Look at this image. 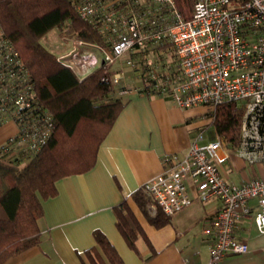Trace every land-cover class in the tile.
<instances>
[{"label":"built area","instance_id":"obj_1","mask_svg":"<svg viewBox=\"0 0 264 264\" xmlns=\"http://www.w3.org/2000/svg\"><path fill=\"white\" fill-rule=\"evenodd\" d=\"M69 1L97 30L101 42L70 35L65 23L60 38L71 47L57 56L61 64L83 78L101 65L123 64L125 54L134 67L133 53L148 57L170 44L175 53L171 66L159 62L139 74L133 70L141 83L133 88L124 84L123 92L162 95L180 107L206 110L209 124L194 135L186 153L165 154L162 173L142 185L152 199L149 212L156 215L160 207L174 216L195 198L218 200L202 222L201 232L212 242L208 264L249 251L241 230L244 222L253 221L264 233V171L232 183L222 166L229 168L227 160L234 154L251 164H264V0H195L188 18L176 0ZM127 76L121 67L111 80L123 83ZM228 102L243 107L236 147L213 123L216 107ZM7 122L16 125L15 134L0 145L9 159L38 154L55 128L53 112L42 103L29 68L0 23V127ZM213 134L216 139L209 137Z\"/></svg>","mask_w":264,"mask_h":264},{"label":"trees","instance_id":"obj_2","mask_svg":"<svg viewBox=\"0 0 264 264\" xmlns=\"http://www.w3.org/2000/svg\"><path fill=\"white\" fill-rule=\"evenodd\" d=\"M195 0H176L180 13L188 18ZM0 23L12 38L29 68L42 103L55 118L52 136L41 151L20 165L21 158L9 159L0 148V264L12 256L37 246L41 242L39 219L44 214L43 200L57 195V181L65 176L89 171L95 166L99 147L128 103L123 83H113L118 70L101 65L80 78L70 67L61 64L41 38L54 28L68 23L67 32L85 40L101 42L97 30L80 18L69 0H0ZM169 52L165 44L151 54L164 60ZM142 71L154 68L146 53H133ZM107 76V80L103 77ZM156 95V94H154ZM151 96V95H148ZM243 107L236 102L219 104L214 126L229 144H240V124ZM132 198L148 221L160 228L172 221L160 207L156 215L149 212L152 202L142 186L132 192ZM116 225L129 247L137 251V240L144 237L153 248L143 226L123 199L116 204ZM95 244L79 256L83 264H126L107 235L96 229Z\"/></svg>","mask_w":264,"mask_h":264},{"label":"crops","instance_id":"obj_3","mask_svg":"<svg viewBox=\"0 0 264 264\" xmlns=\"http://www.w3.org/2000/svg\"><path fill=\"white\" fill-rule=\"evenodd\" d=\"M126 97L128 103L101 143L95 166L59 179L57 195L43 200L40 244L2 264H83L79 252L95 244L96 229L107 235L126 264H208L212 242L202 234V222L206 213L217 208L218 200L195 198L170 223L157 228L131 195L162 173L165 154L186 153L194 135L209 124L206 110L202 106L183 108L157 94L129 92ZM15 132L13 122L0 127V145ZM227 162L230 167L222 166V173L232 183L263 175V163L251 164L235 154ZM190 192L195 194L191 187ZM123 199L156 250L152 257L144 237L137 240L136 251L118 230L113 207ZM241 235L249 251L229 254L221 264H264V233L253 221H246Z\"/></svg>","mask_w":264,"mask_h":264},{"label":"rangeland","instance_id":"obj_4","mask_svg":"<svg viewBox=\"0 0 264 264\" xmlns=\"http://www.w3.org/2000/svg\"><path fill=\"white\" fill-rule=\"evenodd\" d=\"M42 43L54 54H56V56L67 52L70 47L71 44L70 43H66L64 41H62V39L60 38V30L58 28H54L52 30H50L47 34H45L42 38H41ZM171 54L169 52H167L166 57L164 58L166 63H171L173 60V57L170 56ZM128 54H125L123 56V64H119V63H115L113 65V67H115L117 70H119L121 67H123L124 71L127 72V79L125 82H123V84H125L127 87L129 88H133L135 86V84H139L140 81H137L133 76L134 73L132 72L133 70H136L138 72H136V74H139L141 72L140 64H135L134 67L130 66L127 64V58H128ZM147 60L149 63H159L161 62L162 64H164V60L160 59L158 60V55L157 54H149L147 57ZM137 66V67H136ZM141 83V82H140ZM210 130L214 131V127L211 125L209 126ZM211 138L216 139V136L213 134L211 135ZM20 165H23L25 163L24 160H20ZM190 189V187H189Z\"/></svg>","mask_w":264,"mask_h":264}]
</instances>
